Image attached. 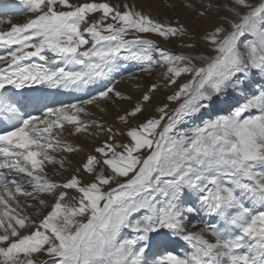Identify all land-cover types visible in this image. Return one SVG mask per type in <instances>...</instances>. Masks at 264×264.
<instances>
[{"label":"snow or ice","instance_id":"snow-or-ice-1","mask_svg":"<svg viewBox=\"0 0 264 264\" xmlns=\"http://www.w3.org/2000/svg\"><path fill=\"white\" fill-rule=\"evenodd\" d=\"M18 2L27 22L0 18L9 25L0 28V264H264V0L185 4L200 18L228 13L195 55L145 38L189 35L178 20L127 3ZM123 63L162 69L178 107L132 126L161 87L153 83L118 116L121 128L82 120L89 106L132 100L115 86ZM66 126L107 138L57 181L46 166L62 175L83 151L62 139ZM33 195L50 209L35 220L17 211ZM193 217L204 221L197 231Z\"/></svg>","mask_w":264,"mask_h":264},{"label":"bare ground","instance_id":"bare-ground-1","mask_svg":"<svg viewBox=\"0 0 264 264\" xmlns=\"http://www.w3.org/2000/svg\"><path fill=\"white\" fill-rule=\"evenodd\" d=\"M174 1V0H172ZM192 2L193 0H183V2ZM195 1V0H194ZM257 0H253L255 2ZM72 3H83L87 2V0H71ZM96 2H102V0H96ZM107 2L113 4V5H121L124 3H127L129 5L134 6L136 10H140L144 12L145 14H148L150 12L155 14V19L162 21L164 19V8L159 7L161 3L157 0H146V5L142 4V0H107ZM167 2H171V0H167ZM158 8V9H156ZM159 10V13H156V11ZM181 12V15H184V17H189L190 11L184 7V5H181L178 9ZM192 13H195V10H192ZM31 14H27L24 10V6L21 5L18 0H0V18H6L3 16L11 17L12 23L20 24L27 22L29 16ZM99 15V14H97ZM0 28L7 30L9 28L8 24L0 25ZM6 49L0 48V54H4ZM116 80L118 82H115V86L117 90L122 92L125 95H129L132 97L131 101H116L115 103H107L100 102V107L97 108L95 106H89V110L92 112L91 116H81V119L86 122H96V123H102L105 126H111L114 129L115 128H121L122 125L119 124L118 116L120 114H123L124 111L130 110L133 107L134 100L137 99V94L140 90H143L144 88H148L150 85L145 81V73L140 71V68L138 65L134 63H123L121 72L117 75ZM25 91H30L26 89ZM46 91L52 93L53 95H56L59 90L55 89H46ZM157 96L154 94L153 99H156ZM59 99L68 100L70 99V96L68 93H60ZM75 102V101H74ZM151 105V104H150ZM149 105H146L145 110V116H148L149 113ZM103 109V111L101 110ZM151 112V111H149ZM147 113V115H146ZM142 119V118H141ZM144 120V119H143ZM142 122L139 118H131V124L132 126L138 125ZM196 122V121H195ZM73 131L71 126H66L64 129V135L62 139L72 144L75 147L81 148L83 151L80 153L79 161L77 162L76 153L71 154V160L72 164L68 165V171H62V175H56V169L53 168L52 165H47L46 170L48 172V175L50 178L55 179L57 181H61L62 179H67L72 174V171L75 167L79 166L80 163L84 160L86 154L88 152H91L93 148L103 143V141L107 138L106 135H101L99 132H96L95 136H87L86 134H80V135H71L70 133ZM94 131V130H90ZM126 138L124 137V140ZM59 158V156H58ZM70 192L72 190H69ZM207 217H205V221H207ZM192 223L196 224V228H192L191 230L197 231L199 230V227L204 226V221H200L198 217L192 218ZM191 228V226H190ZM181 245H183V242H181ZM183 247L186 249V245L184 246H178ZM178 247H176L175 250H178ZM44 258H41L40 264H44Z\"/></svg>","mask_w":264,"mask_h":264},{"label":"rangeland","instance_id":"rangeland-1","mask_svg":"<svg viewBox=\"0 0 264 264\" xmlns=\"http://www.w3.org/2000/svg\"><path fill=\"white\" fill-rule=\"evenodd\" d=\"M161 3V5L159 7L164 8L163 13H164V19L162 20V22H175V21H179L182 25H184L187 29H188V33L189 35H186L184 37H177V38H173L170 41H163L161 38L153 36L151 34H147L145 35V38L147 39H152L156 45L160 48H165L173 53L176 54H180V53H184V54H192L195 55L197 53L199 54H203L205 52H207V44L205 42V40L203 39V36L206 32H209L212 28L215 27V25L219 22L218 17L223 16V15H227L228 13H226L223 8H218L216 10L210 11L207 17H203L200 18L197 16V12L195 11V13H192L191 8H187L190 11V15L189 17H184V15H181V12L178 10L179 7L181 5H185V4H192L195 6L196 9H200V3L201 0H193L191 3L190 2H183V0H174L169 3L167 2V0H157ZM146 0H142V4L146 5ZM205 3H209L211 2L213 5H217V4H228L230 3V0H204ZM258 2L255 1L253 3ZM158 9V8H156ZM156 13H159V10L156 11ZM149 15L155 19V14L150 12ZM3 17H7V16H3ZM187 43H192L195 45L194 49H189L187 47H184L183 45L187 44ZM161 72L162 69L160 68H156L154 69V71L152 72L151 75H149L148 73H145V81L148 83V85H151L153 83H159L161 85V87L158 89V91L154 94H156L157 98L153 99L152 102L150 104H148L150 107L148 109V116L145 117H156L158 118L159 116V112L157 111L158 107L163 106L165 103H168V112L169 114L172 113V110L177 108L179 105V102H175V103H169L166 100V97L168 95H171L175 90H176V86L173 85L171 87H164V81L161 77ZM187 77H182L180 82H184L185 80H187ZM147 90V88H144L143 90H140L137 94V99L134 100L133 102H131L133 105L139 101L140 97L142 96V94ZM256 90L258 91V86L256 88ZM153 94V96H154ZM151 111V112H149ZM146 113V115H147ZM250 114H258L255 112V110H253L252 113ZM145 115V112L144 114ZM140 115L138 118L140 120L143 121L144 116ZM142 118V119H141ZM208 117L205 116V119H207ZM196 121V122H195ZM201 123L200 119H194L191 121H187L183 124H180L178 126L179 129H186L189 127H194L196 125H199ZM118 140L120 142L124 141V137H119ZM80 153L76 155L77 162L79 161V157ZM112 187H115V185H112ZM28 191H31V189L29 188ZM20 199V204H21V208L17 209V211H21L22 215H27L29 217H31L32 219H37L36 213L39 211L41 213V215L45 214L48 210V208L38 205L36 203V197L35 195H33L32 197H30L27 201H25L23 198H18ZM49 200V203H51V198H46ZM28 203H31L33 205V207L29 208L26 205ZM15 205L13 204V207ZM123 236L125 237H130L132 235V233L130 232V230H124L122 233ZM177 252L183 253L185 251V249L183 247H178V250H176ZM41 258H44L45 263L44 264H50V262L48 261V258L46 256H40L39 259L41 260Z\"/></svg>","mask_w":264,"mask_h":264}]
</instances>
